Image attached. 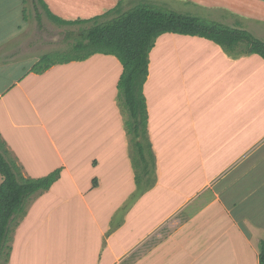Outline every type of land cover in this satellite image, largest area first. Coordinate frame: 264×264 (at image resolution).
<instances>
[{"label": "crops", "instance_id": "1", "mask_svg": "<svg viewBox=\"0 0 264 264\" xmlns=\"http://www.w3.org/2000/svg\"><path fill=\"white\" fill-rule=\"evenodd\" d=\"M29 1L0 0V150L24 177L58 176L26 201L7 264H259L264 60L244 46L159 35L143 124L125 105L112 55L34 71L45 42L30 34ZM44 1L67 20L106 11L85 12L91 0ZM212 4L264 23V0ZM7 75L20 76L4 83Z\"/></svg>", "mask_w": 264, "mask_h": 264}, {"label": "trees", "instance_id": "2", "mask_svg": "<svg viewBox=\"0 0 264 264\" xmlns=\"http://www.w3.org/2000/svg\"><path fill=\"white\" fill-rule=\"evenodd\" d=\"M33 1L36 6L47 8L43 0ZM120 4L121 1L117 2L114 7L99 15L74 20L59 18L47 9V16L56 23L79 25L76 36L78 38L66 49L73 52L72 56L58 58L56 53L59 51L46 53L35 63L34 71L42 72L59 62L84 60L96 53L112 55L122 65L117 87L123 95L125 105L131 117L136 121L140 119V122L144 124L147 111L142 87L148 74L149 52L159 35L176 33L200 36L213 41L227 51L245 42L247 53L257 54L264 60V41L248 30L232 27L216 20L179 13L155 4L140 3L124 11L121 10ZM38 20L40 22V15ZM0 175L2 177L0 182L1 254L9 235L10 223L16 216L21 218L24 215L25 203L30 196L48 189L56 180L58 173L51 172L38 178L24 177L19 173V168L7 160L0 150ZM258 246V261L259 264H264L263 239L259 240Z\"/></svg>", "mask_w": 264, "mask_h": 264}, {"label": "rangeland", "instance_id": "3", "mask_svg": "<svg viewBox=\"0 0 264 264\" xmlns=\"http://www.w3.org/2000/svg\"><path fill=\"white\" fill-rule=\"evenodd\" d=\"M49 1H51V0H49ZM66 1H69V0H66ZM95 1L91 0L87 3V5L85 7V12L92 13V12H100L101 10H107L110 8L109 5L113 4L115 0H103L102 3H97ZM119 1H121L120 8L123 11L131 8L132 6L140 4V3H149V4L158 5L160 7L165 8V9L177 11L179 13L188 14V15L190 14L192 16H198V17H200L202 19H206V20H219L221 23L224 22V24H227V25L233 23L234 25H231L232 27L240 28L239 26H241L242 28L250 31L255 37L264 41V23L263 22H260V21L257 23L254 22L253 27H251L250 23H248L249 25L243 24L241 21H238V20H235L234 18H231V17L229 18L228 16H225L224 13H226V9L224 6H221L218 4L217 5L212 4V7L211 6L208 7L206 5V2L208 0H193L190 2H184L185 0H117L116 2H119ZM44 3H45V1H44ZM105 4H107V5H105ZM46 6H47V4H46ZM40 7L38 8V6H36L34 4L33 0L32 1L30 0L26 6V8L28 10L29 19H30V22L28 24L30 34H33V36L36 39L39 38L40 41L42 40L45 42V45L43 44L44 46H42L41 42H40L41 46L39 45L40 46L39 56H42L46 53H53L56 51H59L58 53H56L58 58H60V57L68 58V57L72 56L73 52L69 51V49L68 50H66V49L68 46H70L74 42L75 39L78 38V37L76 38V36L78 33L79 25H61L59 23H56L55 21L49 19V16H47V9L50 10V9H53V7H50V5H48L47 8H43V6H42L41 7L42 9H41ZM38 10H39V13H41V22L40 23L35 21V19H36L35 15H36ZM57 17L61 18L60 14L57 15ZM244 17H247V16L245 15ZM80 18L82 19V17H80ZM249 18H251V17L249 16ZM65 20H67V19H65ZM38 23H39V25H38ZM258 23H260V24H258ZM237 25H239V26L237 27ZM243 46L246 47L245 42H241L238 44V47H243ZM62 50H66V51H62ZM57 57H53V59H55V58L57 59ZM18 76H20V75H7V77L3 80V82L7 83L8 79L18 78ZM128 119H130V118L128 117ZM141 147L143 149V151L141 150V152L144 154V156L147 160L146 156H148V151L150 150L149 144H147L146 142H143L141 144ZM136 159H137V157H136ZM139 176H140V174H138V177H137L138 179H139ZM0 179H1V177H0ZM35 196L36 195L31 196L29 199L32 200L33 197H35ZM19 219H20V217L16 216L14 221H12L9 225L10 231H9L8 238L5 242V245L3 247V251L0 254V264H7L8 260H9V256H10L9 254H10L11 244H12V238L11 237L13 236V233L14 234L16 233L15 229L17 228L20 221L22 220V218L20 220ZM42 238H43V236L40 233H36L34 241L36 242L39 239L41 240ZM7 253H8V255H7Z\"/></svg>", "mask_w": 264, "mask_h": 264}]
</instances>
